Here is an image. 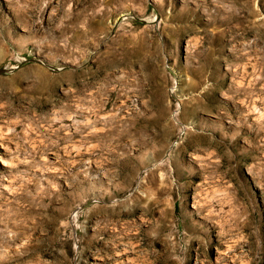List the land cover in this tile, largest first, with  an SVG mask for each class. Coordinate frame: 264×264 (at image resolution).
Masks as SVG:
<instances>
[{
  "label": "rangeland",
  "instance_id": "obj_1",
  "mask_svg": "<svg viewBox=\"0 0 264 264\" xmlns=\"http://www.w3.org/2000/svg\"><path fill=\"white\" fill-rule=\"evenodd\" d=\"M0 264H264V0H0Z\"/></svg>",
  "mask_w": 264,
  "mask_h": 264
}]
</instances>
